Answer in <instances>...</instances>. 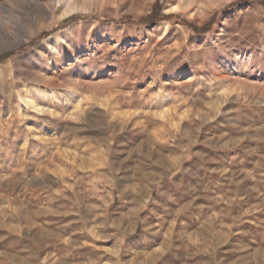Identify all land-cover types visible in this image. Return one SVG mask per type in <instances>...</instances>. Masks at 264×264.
I'll return each mask as SVG.
<instances>
[{
    "label": "rangeland",
    "instance_id": "rangeland-1",
    "mask_svg": "<svg viewBox=\"0 0 264 264\" xmlns=\"http://www.w3.org/2000/svg\"><path fill=\"white\" fill-rule=\"evenodd\" d=\"M4 56L0 264H264V0H0Z\"/></svg>",
    "mask_w": 264,
    "mask_h": 264
},
{
    "label": "trees",
    "instance_id": "trees-1",
    "mask_svg": "<svg viewBox=\"0 0 264 264\" xmlns=\"http://www.w3.org/2000/svg\"><path fill=\"white\" fill-rule=\"evenodd\" d=\"M157 6H158L157 4L154 5L155 8H156ZM157 13H159V9H158V10L155 9V11H154L151 15H149V16H147V17H145V18H141V19H139V20H140V21L143 20V22L146 21L147 24H153V23L159 22L160 20H152L154 17H156V14H157ZM3 59H6V56L0 58V60H3Z\"/></svg>",
    "mask_w": 264,
    "mask_h": 264
}]
</instances>
